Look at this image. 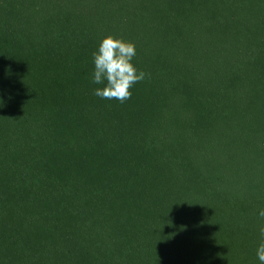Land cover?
<instances>
[{"label": "trees", "instance_id": "obj_1", "mask_svg": "<svg viewBox=\"0 0 264 264\" xmlns=\"http://www.w3.org/2000/svg\"><path fill=\"white\" fill-rule=\"evenodd\" d=\"M261 209L264 0H0V264H261Z\"/></svg>", "mask_w": 264, "mask_h": 264}, {"label": "clouds", "instance_id": "obj_2", "mask_svg": "<svg viewBox=\"0 0 264 264\" xmlns=\"http://www.w3.org/2000/svg\"><path fill=\"white\" fill-rule=\"evenodd\" d=\"M135 55L134 42L112 35L104 37L98 50L93 53L95 70L92 81L105 86L95 89L94 95L108 100L116 99L121 103L130 99L132 87L148 76L133 64ZM259 216L264 218V209L259 211ZM260 231L264 235V227ZM257 257L264 264V242L257 249Z\"/></svg>", "mask_w": 264, "mask_h": 264}]
</instances>
